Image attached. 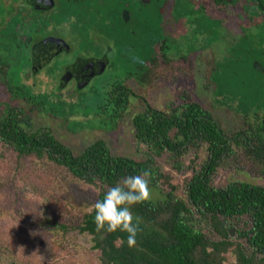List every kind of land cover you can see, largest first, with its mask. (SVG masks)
<instances>
[{"label":"trees","instance_id":"1","mask_svg":"<svg viewBox=\"0 0 264 264\" xmlns=\"http://www.w3.org/2000/svg\"><path fill=\"white\" fill-rule=\"evenodd\" d=\"M217 2L218 8L224 3L244 11L247 4H252V0ZM256 6L260 13H249V25L243 28L246 32L237 41L238 46L235 44L239 51L226 65L219 63L214 97L218 105L233 109L234 115L242 121L241 128L229 136L207 109L188 100L179 113L154 112L152 117L150 112L133 115V132L145 154L143 159L113 156L102 140H95L74 153L49 129L29 130L32 120L26 111L11 103L7 107L3 104L0 142L19 159L35 158L45 166L52 164L62 168L65 181L82 182L97 191L94 201L85 204L89 210L74 219L68 218L62 200L47 197L44 226L63 235L71 232L87 235L91 249L99 253L100 264H264V186L234 181L215 187L212 182L217 168L228 159L239 164V170L247 169L256 177H264V71L251 68L254 61L264 68L261 36L264 0H256ZM245 42L246 49L241 46ZM245 56L250 61L245 60ZM120 84L122 96H127L126 86ZM112 92L110 98L117 103L116 93ZM23 97L48 114L64 113L55 109L52 112L45 103L29 95ZM230 102L236 104V108ZM189 149L196 153L205 150L207 157L199 169L191 167L193 174L186 181L185 197H178L177 188L170 183L171 177L162 172L158 161L167 155L175 160ZM141 169H151L150 187L155 188L162 199L132 208L143 223L137 233L136 246L129 248L126 233L96 232L91 209L108 188L129 175L138 174ZM159 184L162 187H158ZM228 255H232L233 261H228Z\"/></svg>","mask_w":264,"mask_h":264},{"label":"rangeland","instance_id":"2","mask_svg":"<svg viewBox=\"0 0 264 264\" xmlns=\"http://www.w3.org/2000/svg\"><path fill=\"white\" fill-rule=\"evenodd\" d=\"M217 15H219V20H203L205 25L202 30H208L210 41H216L210 48L202 45L197 47L198 45H194L188 40V37L173 43L175 46H172L171 51L175 50L174 55L179 53V48L183 50L180 52L186 55L190 52L203 50L198 58L193 57L185 63L186 74L179 76L178 87L173 88L172 86L169 91L165 92L164 90L163 93L162 90L160 92L155 90L152 95L145 94L140 91L145 87L144 82L141 83V80L138 79L139 84L136 85L137 81L134 77L129 80V86L134 85L136 92L143 95L157 108H164L167 106L165 105L167 102L173 101L181 90H185L187 94L184 93V96L191 97L192 101L207 109L229 136L235 129L241 128L242 121L239 116L234 115L233 109L231 111L229 107L218 105L214 97L217 89V74L218 69L221 68L220 64L226 65L239 51L236 43L246 32L243 28L248 27L249 18L239 7H229L217 12ZM92 18V16H88V21ZM219 22L222 23L223 29L217 27ZM211 28L213 32L210 33ZM154 29L156 30V28ZM67 36L70 38L71 48L74 49V52L82 54L84 50H87L88 41L91 40L88 33L74 31L69 32ZM261 36L264 39V32ZM111 38L120 41L121 36L113 35ZM246 44V42L241 43V46L245 47ZM234 47L235 49L232 50ZM244 59L250 61L247 56ZM55 65H50L49 68H53ZM126 66L128 65L124 63L110 64L102 77L94 78L85 87L80 94V105L87 112L88 117L79 109L74 112L70 111V113L64 112L61 115L57 113V116L48 114L42 109L40 110V107L38 109V106H32L26 100L10 97L1 83L0 104H6L9 101L13 107L24 109L32 120L29 130L49 129L74 153L82 151L95 140H102L113 156L143 159V154L135 145L131 123V117L136 113L133 108H130L128 115L125 114L119 127L114 131H109L114 125L109 123L107 114H100L97 109L105 97L102 91L98 92V88L104 81L109 80L117 73L119 78H123ZM251 68L254 69L253 62H251ZM139 76L142 78L141 75ZM15 81L12 79L9 84L14 85ZM32 83L29 79L25 85L32 86ZM34 87L38 89L35 90L36 92H45L44 85H40V83H36ZM189 93L191 96H188ZM232 103L230 102V105L236 108V104L232 105ZM95 113L98 118L95 117ZM206 157L205 150L200 149L196 153L189 149L181 156L176 157L175 160H170L167 155L158 161L162 172L171 177L170 183L177 188L175 194L178 197H185L186 181L193 174L191 167L199 169ZM194 158L195 162L193 163ZM172 165L181 166L182 169H176L177 167ZM63 174L62 168L52 164L45 166L43 162L35 158L19 159L16 153L0 142V264H100L99 253L91 249L87 235L77 232L63 235L52 232L51 227L43 225L47 197L62 200L63 206L67 209L68 218L74 219L89 210L85 204L92 203L97 195L94 187L70 179L65 181ZM234 181L264 186V177H256L250 174L247 169L239 170V164H234L232 159L225 160L217 168L212 182L215 187H224ZM158 187L162 186L159 184ZM152 189L151 201L161 200L162 195L155 188ZM228 261H233L232 255H228Z\"/></svg>","mask_w":264,"mask_h":264},{"label":"flooded vegetation","instance_id":"3","mask_svg":"<svg viewBox=\"0 0 264 264\" xmlns=\"http://www.w3.org/2000/svg\"><path fill=\"white\" fill-rule=\"evenodd\" d=\"M217 4V0H0V83L10 97L26 100L23 95H29L52 112L79 109L87 115L80 105V94L94 78L102 77L110 64L124 63L128 66L123 78L117 73L98 88L105 97L97 109L114 125L109 131L119 127L130 108L135 114L150 112V117L154 112L179 113L192 100L184 96L185 90L164 108H157L138 94L134 85L129 86V80L134 77L138 85L140 79L145 84L140 91L150 95L155 90L163 93L178 87L179 78L186 74L185 63L198 58L203 50L186 55L179 48L174 55L173 43L188 37L197 47L210 48L216 41H210L208 30H202L204 21L219 20L216 13L231 7L221 3L218 8ZM247 5L245 11L239 9L248 18L249 13H260L256 0ZM88 16L93 18L88 21ZM222 26L219 22L217 27ZM74 31L86 32L91 38L82 54L71 48L67 35ZM113 35L121 36L120 41L113 40ZM133 56L142 62L133 61ZM54 64L57 67L49 68ZM12 79L16 80L14 85L9 84ZM29 79L32 86L25 85ZM36 83L44 85L45 92H36ZM120 83L126 86L127 96H122ZM111 92L116 93L117 103L112 102ZM0 106L5 109V105ZM137 143L135 138L137 149L145 156Z\"/></svg>","mask_w":264,"mask_h":264},{"label":"clouds","instance_id":"4","mask_svg":"<svg viewBox=\"0 0 264 264\" xmlns=\"http://www.w3.org/2000/svg\"><path fill=\"white\" fill-rule=\"evenodd\" d=\"M113 51H115L114 48ZM132 59L135 62H142L135 56ZM152 176L151 169H141L138 174L129 175L115 186L108 188L103 198L92 205L96 232L126 233L128 247L134 248L137 243V233L143 221L141 217L133 214L132 208L151 202Z\"/></svg>","mask_w":264,"mask_h":264},{"label":"water","instance_id":"5","mask_svg":"<svg viewBox=\"0 0 264 264\" xmlns=\"http://www.w3.org/2000/svg\"><path fill=\"white\" fill-rule=\"evenodd\" d=\"M251 11H254V9H251ZM253 68L258 71H264V68L257 61L253 62Z\"/></svg>","mask_w":264,"mask_h":264}]
</instances>
